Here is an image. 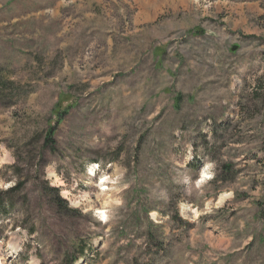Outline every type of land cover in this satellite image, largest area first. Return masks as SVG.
I'll list each match as a JSON object with an SVG mask.
<instances>
[{
  "label": "rangeland",
  "instance_id": "rangeland-1",
  "mask_svg": "<svg viewBox=\"0 0 264 264\" xmlns=\"http://www.w3.org/2000/svg\"><path fill=\"white\" fill-rule=\"evenodd\" d=\"M0 84V264H264V0H0Z\"/></svg>",
  "mask_w": 264,
  "mask_h": 264
},
{
  "label": "bare ground",
  "instance_id": "bare-ground-1",
  "mask_svg": "<svg viewBox=\"0 0 264 264\" xmlns=\"http://www.w3.org/2000/svg\"><path fill=\"white\" fill-rule=\"evenodd\" d=\"M94 171H95V169L92 167L91 168V171H90V174L91 175H93L94 174ZM210 176L208 175V173L205 171V170H203L202 171V174H201V179H200V181L202 182V181H205L206 179H208ZM200 181H198V183L200 182ZM92 187V186H91ZM105 188V187H104ZM100 196L98 195L97 197H96V201H98L100 198H99ZM105 201V200H104ZM107 201V200H106ZM102 202V201H101ZM100 203V202H99ZM98 203V204H99ZM102 203H104V202H102ZM105 204V203H104ZM153 214V213H152ZM103 216V215H102ZM0 260H1V258H0Z\"/></svg>",
  "mask_w": 264,
  "mask_h": 264
},
{
  "label": "trees",
  "instance_id": "trees-1",
  "mask_svg": "<svg viewBox=\"0 0 264 264\" xmlns=\"http://www.w3.org/2000/svg\"><path fill=\"white\" fill-rule=\"evenodd\" d=\"M3 84V83H2ZM1 85V84H0ZM2 86V85H1ZM263 92H264V87H263ZM51 131H49V133H50ZM47 139V138H46ZM47 140H50V139H47Z\"/></svg>",
  "mask_w": 264,
  "mask_h": 264
},
{
  "label": "water",
  "instance_id": "water-1",
  "mask_svg": "<svg viewBox=\"0 0 264 264\" xmlns=\"http://www.w3.org/2000/svg\"><path fill=\"white\" fill-rule=\"evenodd\" d=\"M232 50H234V48H232Z\"/></svg>",
  "mask_w": 264,
  "mask_h": 264
}]
</instances>
